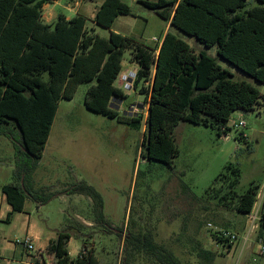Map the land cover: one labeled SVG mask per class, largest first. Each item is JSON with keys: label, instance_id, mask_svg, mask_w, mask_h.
<instances>
[{"label": "trees", "instance_id": "16d2710c", "mask_svg": "<svg viewBox=\"0 0 264 264\" xmlns=\"http://www.w3.org/2000/svg\"><path fill=\"white\" fill-rule=\"evenodd\" d=\"M53 1L0 0V136L6 137L15 151L13 157L0 158V164L14 166V181L0 186L12 208L5 221L10 223L14 213L24 212L28 200L45 206L62 195H79L91 200L93 223L115 231L105 215L102 194L86 181L56 192L35 188L34 174L51 126L47 118L41 121L36 81L45 85L48 77L46 88L56 108L62 100H73L80 85L92 84L85 97L88 110L141 129L143 114L130 117L118 107L129 98L117 86V80L123 71L125 52L130 50L132 61L139 66L133 89L148 105L141 157L166 165L179 154L173 135L179 123L204 125L217 129L219 136L226 135L231 130L227 124L232 114L253 111L262 95L252 84L234 81L230 71L212 57L196 54L171 32L161 38L159 47L113 32L116 19L131 14L122 0H105L93 20L95 26L110 30L108 38L88 27L90 20L84 15L67 19L60 14L55 23H45L44 6ZM248 1L138 0L171 27L195 37L207 49L216 47L220 58L264 84V0H256L252 7ZM21 100L27 116V120L22 117L23 123L7 111L8 107L20 108ZM240 139L244 140L243 133ZM137 176L139 179L140 173ZM231 185L233 188L235 183ZM259 189L254 185L239 197V214L252 213ZM261 228L264 239V214ZM212 236L222 247L233 248L234 242L215 232ZM72 238L75 234L71 226L58 232L45 252L52 264H100L92 249L72 259L68 250ZM124 253L144 254L156 264H183L174 252L155 242L153 229L148 227L144 232L127 234ZM45 254L40 257L44 259ZM198 257L213 261L216 254L201 250Z\"/></svg>", "mask_w": 264, "mask_h": 264}, {"label": "rangeland", "instance_id": "374dc122", "mask_svg": "<svg viewBox=\"0 0 264 264\" xmlns=\"http://www.w3.org/2000/svg\"><path fill=\"white\" fill-rule=\"evenodd\" d=\"M122 1L130 7L131 14L120 16L112 31L157 47L154 38L162 37L167 21L138 0ZM85 3L93 6L95 1ZM248 3L252 7L256 0ZM68 4L69 0L50 4L45 9V21L52 11L67 13ZM88 27H93L91 21ZM170 32L187 42L196 54L212 57L233 74L234 81L252 84L262 95L260 104L250 112H234L226 135L219 136L217 129L204 125L179 123L173 132L179 154L171 165H166L141 157L148 105L134 91L133 80H129L130 72H136L130 50L124 56L125 79L120 78L118 83L129 98L118 107L130 117L143 114L141 129L88 110L85 97L92 84L80 85L73 100H62L56 108L46 88L48 77L45 85L36 81V106L41 121L47 118L51 126L34 174L35 188L56 192L86 181L102 194L105 215L115 231L93 223L92 202L83 196L73 195L71 201L56 198L45 206L28 200L25 211L14 213L10 223L5 221L10 212L4 201L0 203L1 244L11 242L14 246L16 239L24 238L31 219L46 234L71 226L75 238L69 250L74 259L92 249L100 264H156L144 254L124 253L127 234H138L148 227L153 229L155 242L174 252L183 264H264V84L220 58L216 47L207 49L195 37L171 26ZM96 33L108 38L110 30L97 26ZM7 111L22 123V117L27 120L23 100L20 108L8 107ZM240 121L246 126L238 130L234 124ZM242 133L244 140L240 139ZM14 152L12 143L0 136V158L13 157ZM13 169L11 163L0 164V186L14 181ZM231 183H235L233 188ZM254 185L260 186L257 203L250 215H241L236 211L239 197ZM219 230L238 236L231 250L213 238L212 234ZM14 248L16 251L3 252V264L37 263V251L26 253L19 246ZM201 250L213 252L216 257L204 261L198 257ZM38 262L52 264L46 254Z\"/></svg>", "mask_w": 264, "mask_h": 264}, {"label": "crops", "instance_id": "0c3cea01", "mask_svg": "<svg viewBox=\"0 0 264 264\" xmlns=\"http://www.w3.org/2000/svg\"><path fill=\"white\" fill-rule=\"evenodd\" d=\"M85 1L86 0H69V4L66 6L67 13H55L54 14V12L52 11L51 16L48 17L47 21H45V9L47 7H49L50 4H46L44 6L43 20L47 24H53V23H55L57 21V19H58V17H59L60 14L65 15L67 17V19H72V18L76 17L77 15H84V16H87L90 19V21L92 22L93 27L96 30V27L97 26H95V24L93 23V20H94V18L96 16V13H97L98 9L100 8V6L103 4V2L105 0H100V1L90 0L91 2L95 1V4L93 6L86 4ZM59 2H60V0H54L52 4L57 5V4H59ZM117 19H116V21H117ZM116 21H115V23H116ZM113 28H114V26H113ZM113 28H112V30H113ZM167 32H170V23L169 22H167V29L164 31V33H163V35L161 37L162 40H163V37L166 35ZM161 38H159L160 39V43L158 44V47L162 43ZM132 64H134L136 66V72H137L139 70L138 64L135 63V62H133V61H132ZM124 68H125V66H124V61H123V71H122V74L119 76V78L117 80V86L118 87H121V86L118 85L120 78H124L125 79ZM136 72H133V71L130 72L129 75L133 79L132 78H129V80H133V82H134V78H135ZM130 82H132V81H130ZM0 193H1V195H0V203H2L4 201L7 202L5 195L2 193L1 190H0ZM58 199L65 200V201L69 199L71 201L72 196L62 195ZM89 201L91 203V200L90 199H89ZM39 206H41V205H39ZM25 208H26V205H25ZM24 211H25V209H24ZM9 212L10 213L12 212V208H10V205H9ZM29 220L30 221H29V225L27 227V234L26 235H30V236H32L34 238L35 247H36V251H37V254H38L36 256L37 257V263H39L38 262V258L40 257L41 254H45V252L48 249V247L50 246L51 242H53V241H55L57 239L58 232H60V231H56L55 233H52V234H48V233L46 234L45 231L42 228H40L38 230L37 225L36 224H32L31 223V219H29ZM69 220L70 219H67V222ZM72 240H73V238L70 240V242L68 244V250H69V245L71 244ZM1 246H2V250L0 251V259H2L3 260V263H5L6 260L4 258L3 252L11 251L12 249L15 250V248H14V246H13V244L11 242H9V243H3V244H1ZM69 252H70V250H69ZM70 256H71L72 259H74L72 257V255H71V253H70Z\"/></svg>", "mask_w": 264, "mask_h": 264}, {"label": "built area", "instance_id": "2783aa9c", "mask_svg": "<svg viewBox=\"0 0 264 264\" xmlns=\"http://www.w3.org/2000/svg\"><path fill=\"white\" fill-rule=\"evenodd\" d=\"M154 42L159 44L160 39L154 38ZM245 126H246V124L243 121H240L239 123L234 124V127L238 130L240 128H245ZM215 233L217 234L218 237H220L222 239H228L230 242H235L238 240V236L229 230H219ZM14 246L15 247H18V246L21 247L23 249V251L26 253L36 251L34 238L30 235H26L22 239H16L14 242ZM262 250L264 251V247L262 248ZM7 264H10V263L8 262ZM36 264H40V263H36Z\"/></svg>", "mask_w": 264, "mask_h": 264}]
</instances>
